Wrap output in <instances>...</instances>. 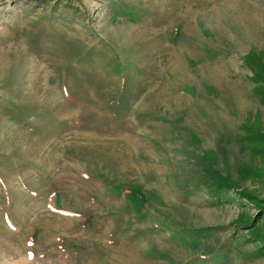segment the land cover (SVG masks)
<instances>
[{
  "label": "rangeland",
  "instance_id": "rangeland-1",
  "mask_svg": "<svg viewBox=\"0 0 264 264\" xmlns=\"http://www.w3.org/2000/svg\"><path fill=\"white\" fill-rule=\"evenodd\" d=\"M246 61L264 0H0V264H264Z\"/></svg>",
  "mask_w": 264,
  "mask_h": 264
},
{
  "label": "trees",
  "instance_id": "trees-1",
  "mask_svg": "<svg viewBox=\"0 0 264 264\" xmlns=\"http://www.w3.org/2000/svg\"><path fill=\"white\" fill-rule=\"evenodd\" d=\"M42 1H46V0H42ZM247 65L252 69L254 75H253V80L255 81V83L257 85H259L258 89L260 92V96L262 99V102L264 104V69H254V65H256V63H252L249 61H246ZM261 68H263L261 66ZM216 189L218 191H221L222 189H224L222 186H217ZM239 196H241L242 198L246 199L248 202L253 203L257 208H259L260 212H264V202H258V200L255 199V197L251 194L248 193H240ZM261 203V204H260Z\"/></svg>",
  "mask_w": 264,
  "mask_h": 264
},
{
  "label": "snow or ice",
  "instance_id": "snow-or-ice-1",
  "mask_svg": "<svg viewBox=\"0 0 264 264\" xmlns=\"http://www.w3.org/2000/svg\"><path fill=\"white\" fill-rule=\"evenodd\" d=\"M29 258H30V259L33 258L31 253L29 254Z\"/></svg>",
  "mask_w": 264,
  "mask_h": 264
}]
</instances>
